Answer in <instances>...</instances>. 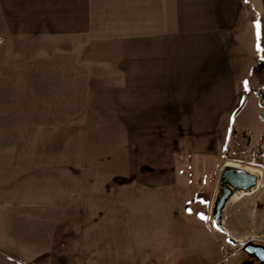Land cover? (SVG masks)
<instances>
[{
	"label": "crops",
	"instance_id": "0c3cea01",
	"mask_svg": "<svg viewBox=\"0 0 264 264\" xmlns=\"http://www.w3.org/2000/svg\"><path fill=\"white\" fill-rule=\"evenodd\" d=\"M249 1L252 17L245 0H0L8 30L71 46L79 99L28 135L5 196L53 215L69 264H174L221 234L214 184L243 131L248 71L264 64V0Z\"/></svg>",
	"mask_w": 264,
	"mask_h": 264
},
{
	"label": "rangeland",
	"instance_id": "374dc122",
	"mask_svg": "<svg viewBox=\"0 0 264 264\" xmlns=\"http://www.w3.org/2000/svg\"><path fill=\"white\" fill-rule=\"evenodd\" d=\"M245 8L252 17L246 3ZM4 18L0 9V264H69V255L59 251L64 248L55 246L53 215L45 222L38 212L30 211L28 216L22 208L6 206L5 196L9 178L21 171L28 135L37 128H56L52 124L62 118L69 120L70 105L79 99L72 86L71 46L62 39L8 30ZM241 57L246 62L247 56ZM246 83L239 95L242 110L237 123L243 131L230 134L225 162L258 172L261 181L255 192L227 205L224 227L234 239L264 247V123L254 93L264 91V71H248ZM208 232L200 231L203 248L181 255L174 264H259L240 246L229 244L225 235L214 234L221 238L217 242ZM144 259L136 264H167Z\"/></svg>",
	"mask_w": 264,
	"mask_h": 264
},
{
	"label": "water",
	"instance_id": "95a60500",
	"mask_svg": "<svg viewBox=\"0 0 264 264\" xmlns=\"http://www.w3.org/2000/svg\"><path fill=\"white\" fill-rule=\"evenodd\" d=\"M264 64L256 63L251 72H261ZM261 108H264V92L259 90L255 94ZM264 110L261 113V121L264 123ZM261 175L244 166L225 163L219 172L216 188L211 201L209 223L211 227L226 236V240L232 246H240L242 251L254 256L259 264H264V247L252 243H245L231 237L224 227L225 211L227 205L238 195H247L255 192L260 185Z\"/></svg>",
	"mask_w": 264,
	"mask_h": 264
},
{
	"label": "trees",
	"instance_id": "16d2710c",
	"mask_svg": "<svg viewBox=\"0 0 264 264\" xmlns=\"http://www.w3.org/2000/svg\"><path fill=\"white\" fill-rule=\"evenodd\" d=\"M245 3L251 8V3L249 0H245ZM258 26V27H257ZM255 27L257 28V30H260V25L258 23V21L255 23ZM259 46V49H260V40H257V48ZM245 84H249V83H244V87H245ZM254 91V90H253Z\"/></svg>",
	"mask_w": 264,
	"mask_h": 264
},
{
	"label": "snow or ice",
	"instance_id": "6c2138e0",
	"mask_svg": "<svg viewBox=\"0 0 264 264\" xmlns=\"http://www.w3.org/2000/svg\"><path fill=\"white\" fill-rule=\"evenodd\" d=\"M258 27V26H257ZM257 38L259 39V31L257 32ZM258 50H259V46H258Z\"/></svg>",
	"mask_w": 264,
	"mask_h": 264
},
{
	"label": "bare ground",
	"instance_id": "6f19581e",
	"mask_svg": "<svg viewBox=\"0 0 264 264\" xmlns=\"http://www.w3.org/2000/svg\"><path fill=\"white\" fill-rule=\"evenodd\" d=\"M243 195L241 194V195H238V196H236L235 198L237 199V198H240V197H242Z\"/></svg>",
	"mask_w": 264,
	"mask_h": 264
},
{
	"label": "flooded vegetation",
	"instance_id": "af4514ba",
	"mask_svg": "<svg viewBox=\"0 0 264 264\" xmlns=\"http://www.w3.org/2000/svg\"><path fill=\"white\" fill-rule=\"evenodd\" d=\"M260 89H258L257 91H255L254 93L256 94ZM256 97V96H255Z\"/></svg>",
	"mask_w": 264,
	"mask_h": 264
}]
</instances>
